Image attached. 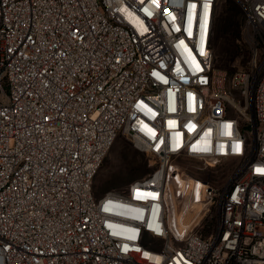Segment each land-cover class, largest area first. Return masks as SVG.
<instances>
[{"label": "built area", "instance_id": "1", "mask_svg": "<svg viewBox=\"0 0 264 264\" xmlns=\"http://www.w3.org/2000/svg\"><path fill=\"white\" fill-rule=\"evenodd\" d=\"M218 1L0 0V264H264V0L232 72ZM118 134L152 168L96 196Z\"/></svg>", "mask_w": 264, "mask_h": 264}, {"label": "rangeland", "instance_id": "2", "mask_svg": "<svg viewBox=\"0 0 264 264\" xmlns=\"http://www.w3.org/2000/svg\"><path fill=\"white\" fill-rule=\"evenodd\" d=\"M243 24L244 10L236 0L217 2L213 34L214 63L230 72L238 67H245L247 64L250 43L244 40ZM176 162L187 169L203 165L202 162L191 159ZM228 163L230 162L203 168L197 173L202 177L220 181L226 174ZM151 168L146 154L125 135L118 134L94 175L93 192L99 196L110 189L122 190L131 180L145 175ZM214 174H218V177L214 178ZM216 184H221V182Z\"/></svg>", "mask_w": 264, "mask_h": 264}]
</instances>
